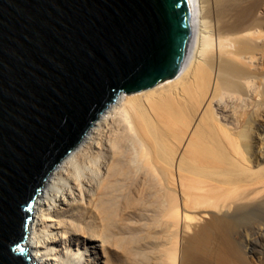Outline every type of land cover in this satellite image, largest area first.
Segmentation results:
<instances>
[{
	"label": "bare ground",
	"instance_id": "1",
	"mask_svg": "<svg viewBox=\"0 0 264 264\" xmlns=\"http://www.w3.org/2000/svg\"><path fill=\"white\" fill-rule=\"evenodd\" d=\"M185 1L175 73L117 94L44 180L31 262L97 264L59 247L86 233L128 264H264V0Z\"/></svg>",
	"mask_w": 264,
	"mask_h": 264
},
{
	"label": "water",
	"instance_id": "2",
	"mask_svg": "<svg viewBox=\"0 0 264 264\" xmlns=\"http://www.w3.org/2000/svg\"><path fill=\"white\" fill-rule=\"evenodd\" d=\"M185 0H0V264L23 245L44 180L119 93L171 77Z\"/></svg>",
	"mask_w": 264,
	"mask_h": 264
},
{
	"label": "rangeland",
	"instance_id": "3",
	"mask_svg": "<svg viewBox=\"0 0 264 264\" xmlns=\"http://www.w3.org/2000/svg\"><path fill=\"white\" fill-rule=\"evenodd\" d=\"M75 216H77L76 219L78 221L84 222L83 218L79 216L78 213ZM90 238L91 237H88L86 233L85 235H82V236L81 235L79 236L69 235V237H67L66 240H62L59 242V247L62 250H65L64 247H66L73 252L80 250L81 252H84L85 255H87V257L88 255H90V258H91L90 261L93 260L94 263H97V264H103V262L106 260L111 264H128V261L126 260V258L124 257L121 251L120 252L116 251L115 253L114 250H109L104 247L101 248L100 242L96 240H92ZM258 246H260V244ZM263 262H264V259H263Z\"/></svg>",
	"mask_w": 264,
	"mask_h": 264
}]
</instances>
